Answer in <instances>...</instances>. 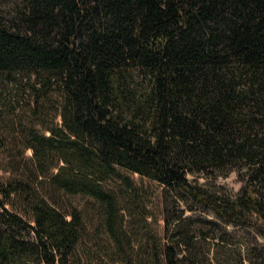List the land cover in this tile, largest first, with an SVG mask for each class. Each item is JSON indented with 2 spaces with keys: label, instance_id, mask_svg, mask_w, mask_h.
Here are the masks:
<instances>
[{
  "label": "trees",
  "instance_id": "1",
  "mask_svg": "<svg viewBox=\"0 0 264 264\" xmlns=\"http://www.w3.org/2000/svg\"><path fill=\"white\" fill-rule=\"evenodd\" d=\"M0 71L29 75L44 128L25 134L35 178L0 179V264L89 261L82 210L49 201L40 176L98 203L114 263L198 264L179 241L136 249L124 218L141 192L124 170L264 238V0H14L0 6ZM232 170L228 196L188 177Z\"/></svg>",
  "mask_w": 264,
  "mask_h": 264
},
{
  "label": "rangeland",
  "instance_id": "2",
  "mask_svg": "<svg viewBox=\"0 0 264 264\" xmlns=\"http://www.w3.org/2000/svg\"><path fill=\"white\" fill-rule=\"evenodd\" d=\"M13 4L14 0H0V6L6 12L12 9ZM28 77L22 71H0V134L5 138V145L0 146V179L23 177L24 163L33 154L32 149L26 146V131L32 127L44 130L36 122L32 110L33 95ZM56 121H61L59 115ZM123 172L132 177L141 192L140 201L132 202L131 210L136 211L127 210L124 218V224L133 232L136 249H141L142 243L157 236L162 244L179 241V258L182 254H186V258L192 255L198 264H264V238L256 227L227 222L182 190L166 189L158 179L139 172ZM25 173L27 177L33 176L29 169ZM188 177L223 196L231 195L241 184L233 170L220 173L215 178L194 173ZM41 178L34 180L37 190L49 201L65 210H71L73 206L82 210L87 225L86 246L90 251L89 261L85 259L82 264H130L125 261L114 263L104 251L113 245L100 221L98 203L93 198L82 193L69 194ZM113 182L122 187L121 179Z\"/></svg>",
  "mask_w": 264,
  "mask_h": 264
}]
</instances>
